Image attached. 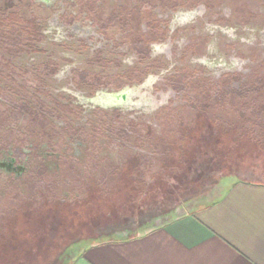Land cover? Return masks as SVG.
<instances>
[{
    "label": "rangeland",
    "instance_id": "rangeland-1",
    "mask_svg": "<svg viewBox=\"0 0 264 264\" xmlns=\"http://www.w3.org/2000/svg\"><path fill=\"white\" fill-rule=\"evenodd\" d=\"M18 2L12 13L0 0V32L24 23L42 35L38 46L0 36V238L15 217L19 243L0 264H68L93 241L264 183V0ZM150 76L167 95L155 108L80 100L143 91Z\"/></svg>",
    "mask_w": 264,
    "mask_h": 264
},
{
    "label": "crops",
    "instance_id": "crops-1",
    "mask_svg": "<svg viewBox=\"0 0 264 264\" xmlns=\"http://www.w3.org/2000/svg\"><path fill=\"white\" fill-rule=\"evenodd\" d=\"M68 264H264V183L236 182L144 233L93 241Z\"/></svg>",
    "mask_w": 264,
    "mask_h": 264
},
{
    "label": "flooded vegetation",
    "instance_id": "flooded-vegetation-1",
    "mask_svg": "<svg viewBox=\"0 0 264 264\" xmlns=\"http://www.w3.org/2000/svg\"><path fill=\"white\" fill-rule=\"evenodd\" d=\"M201 13H202L201 9H198L193 12H179L176 15L175 22H179V23L190 22L194 20L198 14H201ZM227 31L230 32L231 30H227ZM168 46H169L168 43H162V44L155 43L153 44V52L154 54L155 53L169 54L170 51H169ZM202 60L207 61L206 59H202ZM223 63H224V66L227 68H231L235 66L230 63H225V62ZM156 80L157 78L155 76H150L148 81L144 84L145 90L139 91L141 87L140 89L139 87H137L136 89H133L134 90L133 93L128 97L127 100H122V99L118 100L115 97H112V93H107L105 90H100L98 92V95L94 97L92 100L90 99L88 100V98L82 94H79V96H80V100L83 103L87 105H91V106L101 105L107 108L108 107L109 108L122 107V108H125L126 110L132 107L152 109V108L159 106L167 98V95L166 96L164 95L162 99H158L153 95L152 83L155 82Z\"/></svg>",
    "mask_w": 264,
    "mask_h": 264
},
{
    "label": "trees",
    "instance_id": "trees-1",
    "mask_svg": "<svg viewBox=\"0 0 264 264\" xmlns=\"http://www.w3.org/2000/svg\"><path fill=\"white\" fill-rule=\"evenodd\" d=\"M14 3H13V5L9 8L10 10H11V12L12 13H15V10H13L15 7H18L19 6V2H18V0L16 1V0H12ZM20 1V0H19ZM20 19H22V17H20ZM16 22V21H15ZM17 23V22H16ZM25 25H24V23H18V26L17 25H14V26H12L13 28H15V29H10V24L8 23V24H3L2 25V30H1V32H0V36H1V41H3L4 43H6V44H9L10 42H9V40H11V39H16V38H19V40H20V37H21V39H22V43L24 44H26V40H31V42L29 43V44H33V46H38L37 45V38L40 36V35H42V32H41V30L40 31H38V32H36V31H32V32H30V31H26V30H24V29H22L23 27H24ZM10 29V30H9ZM23 37V38H22ZM9 48V47H8ZM11 48V47H10ZM15 48V47H14ZM31 47H29V49H30ZM34 48V47H33ZM34 50V49H33ZM213 85H215L214 83H212ZM250 103H251V101H250ZM196 117V116H195ZM210 121H212V119L210 120ZM195 122L198 124V122H199V119H198V117H196L195 118ZM227 138H229V140H231L232 138H233V136L232 135H228V137ZM251 150H253L254 149V147L252 146V145H250V147H249ZM252 152V151H251ZM238 156V155H237ZM242 159H243V157H242ZM98 202H100V201H98ZM17 219L15 218V217H13V218H11V219H6L5 220V222L3 223V225H1V228H2V235H4L3 234V231L6 229V230H8V236H6V237H4L3 236V239L2 238H0L1 239V242H0V257H2V256H6V258H9V257H12L13 258V254L15 253V248H17V244L19 245V243L16 241V236H17V228H16V226H17ZM5 228V229H4ZM36 233V232H35ZM35 233H34V235H35ZM32 234V233H31ZM29 235V234H28ZM33 235V236H34ZM37 235V234H36ZM27 238H30L29 236H26ZM26 237H25V242H28L29 240L28 239H26ZM32 241V240H31ZM30 242V241H29ZM5 245H7L9 248H11V246H13L12 247V249H9V250H11V252L9 251H7L8 253L7 254H4V251L2 250V248H5ZM7 247V248H8ZM13 250V251H12ZM5 259V258H4ZM23 259V258H22ZM24 261V260H23ZM13 263V262H12ZM7 264H9V262L7 263Z\"/></svg>",
    "mask_w": 264,
    "mask_h": 264
},
{
    "label": "water",
    "instance_id": "water-1",
    "mask_svg": "<svg viewBox=\"0 0 264 264\" xmlns=\"http://www.w3.org/2000/svg\"><path fill=\"white\" fill-rule=\"evenodd\" d=\"M133 89L134 88L132 87V88H127V89H124L121 91H116V92H111V93L118 100H120V99L127 100L128 97L133 93V91H134ZM94 97H96V96H94ZM94 97H90V100H92Z\"/></svg>",
    "mask_w": 264,
    "mask_h": 264
},
{
    "label": "bare ground",
    "instance_id": "bare-ground-1",
    "mask_svg": "<svg viewBox=\"0 0 264 264\" xmlns=\"http://www.w3.org/2000/svg\"><path fill=\"white\" fill-rule=\"evenodd\" d=\"M112 97H114V96L112 95Z\"/></svg>",
    "mask_w": 264,
    "mask_h": 264
}]
</instances>
